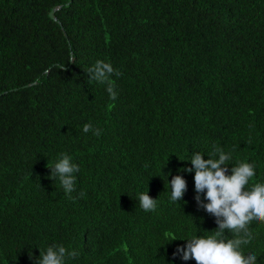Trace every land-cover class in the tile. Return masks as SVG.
<instances>
[{
	"label": "trees",
	"instance_id": "obj_1",
	"mask_svg": "<svg viewBox=\"0 0 264 264\" xmlns=\"http://www.w3.org/2000/svg\"><path fill=\"white\" fill-rule=\"evenodd\" d=\"M97 60L122 73L115 101L89 79ZM214 144L227 174L246 162V187L264 183V0H0V264L52 245L79 252L65 264H196L173 253L217 224L185 169ZM61 154L83 198L51 177ZM249 229L242 251L264 264V222Z\"/></svg>",
	"mask_w": 264,
	"mask_h": 264
},
{
	"label": "clouds",
	"instance_id": "obj_2",
	"mask_svg": "<svg viewBox=\"0 0 264 264\" xmlns=\"http://www.w3.org/2000/svg\"><path fill=\"white\" fill-rule=\"evenodd\" d=\"M89 79L106 85V90L112 101L118 97L114 91L113 75L119 77L122 73L103 60H97L87 69ZM84 133L92 132L99 137L102 130L94 128L91 123L83 125ZM208 159L197 151L191 156V168L194 171L195 200L198 207L215 217L217 227L211 235L206 237L193 235L186 239L185 246H178L173 256L179 255L182 260L194 259L196 264H257L255 253L245 255L242 246L249 245L254 239L249 229L252 221L264 222V183H253L250 188L249 181L255 175L254 166L250 163L239 162L228 173V161L232 159L230 153L218 145H213ZM51 177L59 179L64 194L71 200L83 198L81 191L78 196L71 194L76 190V176L79 165L71 162V157L61 154L54 165H48ZM171 202L183 199L187 188L186 180L181 175L174 176L170 182ZM203 194L204 199H201ZM141 208L145 211H155L156 199L151 198L147 192L138 195ZM207 201L205 203L204 201ZM227 232L232 238H226ZM177 238L173 237L171 240ZM170 240V241H171ZM79 256L76 250H69L63 245H52L45 252H40L36 264H65L66 259H75Z\"/></svg>",
	"mask_w": 264,
	"mask_h": 264
},
{
	"label": "water",
	"instance_id": "obj_3",
	"mask_svg": "<svg viewBox=\"0 0 264 264\" xmlns=\"http://www.w3.org/2000/svg\"><path fill=\"white\" fill-rule=\"evenodd\" d=\"M50 16H51L53 19L56 20V18H55L54 15H53V10L51 11Z\"/></svg>",
	"mask_w": 264,
	"mask_h": 264
}]
</instances>
